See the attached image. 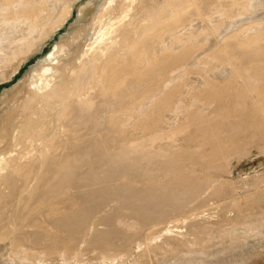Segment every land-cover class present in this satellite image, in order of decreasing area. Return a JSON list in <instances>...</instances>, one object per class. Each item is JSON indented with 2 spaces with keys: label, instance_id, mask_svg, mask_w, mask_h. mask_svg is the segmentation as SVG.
Wrapping results in <instances>:
<instances>
[{
  "label": "bare ground",
  "instance_id": "bare-ground-1",
  "mask_svg": "<svg viewBox=\"0 0 264 264\" xmlns=\"http://www.w3.org/2000/svg\"><path fill=\"white\" fill-rule=\"evenodd\" d=\"M82 1L0 0V83ZM99 1L13 89L0 264H260L264 0Z\"/></svg>",
  "mask_w": 264,
  "mask_h": 264
},
{
  "label": "rangeland",
  "instance_id": "rangeland-1",
  "mask_svg": "<svg viewBox=\"0 0 264 264\" xmlns=\"http://www.w3.org/2000/svg\"><path fill=\"white\" fill-rule=\"evenodd\" d=\"M92 0H84L78 4H76V11L74 12V16L69 18L68 22H66L60 29V31L51 37L48 41L44 42L39 51L33 55L29 60H27L23 66L21 67L20 71L14 76L13 78L8 79L7 81L0 83V124L1 121L3 120L4 116L8 113V109L10 107H13L15 104H19L21 101L20 99L14 100L15 97V91L13 90L16 86L19 85L20 82L24 80L22 84H30L32 82V78L34 76H37V72H34L33 70L35 67L38 65V63L46 60L50 54L53 52L55 47L61 43L64 42L67 38L66 41H71L73 38L70 37V34H74L75 31H78L81 29L84 25L85 21H81L78 23V12L77 10L79 7ZM96 4L100 3L101 1L99 0H94ZM88 21L86 20L85 23L90 22L91 16L88 15ZM90 17V18H89ZM83 22V23H82ZM89 38L86 40V43L83 45L81 48L84 50L86 48V45L88 44ZM45 44V45H44ZM80 47H78L76 50H78ZM35 78V77H34ZM4 84V85H3ZM195 146L191 147L194 148ZM259 158H256L255 161H246L245 163L243 162L241 165L236 167V170L234 171V175L232 178H239L241 175L244 176L248 173H251L259 168L262 167V165L258 166L257 161ZM259 167V168H258ZM229 178L223 177L222 180L218 182V186H222V184L228 180ZM242 194V193H239ZM264 203V201H262ZM248 213H251L250 211ZM134 244V243H133ZM134 246V245H132ZM90 255L94 256L93 253ZM258 263L262 264L264 262V259H259L257 260Z\"/></svg>",
  "mask_w": 264,
  "mask_h": 264
}]
</instances>
